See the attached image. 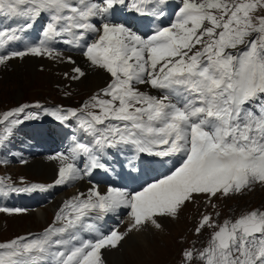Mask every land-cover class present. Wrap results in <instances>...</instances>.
I'll return each instance as SVG.
<instances>
[{
	"label": "snow or ice",
	"instance_id": "1",
	"mask_svg": "<svg viewBox=\"0 0 264 264\" xmlns=\"http://www.w3.org/2000/svg\"><path fill=\"white\" fill-rule=\"evenodd\" d=\"M4 20L0 66L48 58L71 64L65 78L80 80L86 72L57 47L62 43L109 79L79 108L37 102L0 114V141L38 118L30 109L61 123L75 119L89 138L73 134L67 150L50 157L59 162L53 184L17 187L0 179V195L108 172L109 157L123 155L129 175L142 171L144 154L176 160L138 189L92 185L78 192L41 233L0 241V264H104L102 249L134 232L162 231L163 220L179 219L189 205L215 210L216 201L264 189V0H0ZM37 24L40 38L11 47ZM121 208L129 210L124 231L103 230L98 222ZM220 215L199 211L194 233L207 229L208 238L183 248L181 264H264V205L222 222Z\"/></svg>",
	"mask_w": 264,
	"mask_h": 264
},
{
	"label": "rangeland",
	"instance_id": "2",
	"mask_svg": "<svg viewBox=\"0 0 264 264\" xmlns=\"http://www.w3.org/2000/svg\"><path fill=\"white\" fill-rule=\"evenodd\" d=\"M35 26L40 29L39 24ZM27 35L28 34L26 33L25 36L27 37ZM74 56L76 57L72 58L76 61V63L79 62L77 65L87 72L85 69V64L80 62L81 59L85 60V58L77 54H74ZM43 59L53 61L48 58ZM64 65L70 66L69 70H62L61 68L50 70L40 65L36 69L38 75L34 78L31 77L32 79L30 78L28 82L25 81L26 79L22 80L23 84L20 86H16L14 83L10 84L11 79H7L8 83L5 82L3 80V75L1 74L5 72L11 73L12 68L10 66H0V114H2L4 111L15 108L20 104H35L37 102H39L43 108L48 109H53V107L56 105L63 107L66 105H73V108H79L94 92L104 87L105 83L109 79L108 74L102 71L104 73L103 82L98 83L100 84L99 87L93 90V87H87V83L82 80H76V82L65 78L64 74L62 73H65V71L70 72L72 65L68 64L67 62H64ZM97 71L101 70H96V72ZM30 75L25 73L24 76L29 78ZM41 78H43V83L36 84L39 81L38 79H40V81L42 80ZM144 90L150 91V89L147 88ZM153 91L154 90H152V92ZM30 111H38V118L25 120L21 125L14 128L13 134L11 136H9L4 141H0V179L5 180L6 183L14 184V186L17 187H23L24 184L32 183H40L44 185L53 184L51 176L40 173V170L35 172L30 166H28L29 161L50 158L57 153L66 151L72 143L71 139L73 134H75L80 139L88 140L86 136H83L81 133L74 130V124H77L75 119H72L70 123H64L71 130H74L73 133H69V135H67L66 133L61 132L63 126L60 121L55 119V117L44 113L42 110L30 109ZM41 114H45V120L47 122L55 124V126L48 125L47 128H45L44 133H42L38 128L31 127L33 124H37L35 121L39 120ZM2 131L3 126L0 125V132ZM51 131H55L56 134L53 135ZM35 132L44 134V139L48 143L47 149H49L50 153H37L38 149L34 143L35 140H28L26 138V136L30 138V136H33ZM64 136L67 138V140H69V146L59 142V137ZM25 138L28 141L27 144H23V140H25ZM121 157L124 156L121 155L117 159L109 157V160L115 166L116 161ZM152 160L153 162L156 161L155 158H152ZM142 165L145 167L149 166L146 165V163H143ZM80 167H83V162H80ZM21 181H23L24 184H22ZM74 191H77L74 183H69L60 186V188L53 186L45 191H35L33 193L24 194H15L9 191L6 195H0L3 196V199L0 200V207L21 209L14 203V196L18 195L21 197H26L33 195V198L35 197L36 200H39V205L37 207H41L44 209V211L46 205L49 206L54 203L58 197L61 198L57 204V207L53 209L54 211H51L52 208L47 210V221L44 226H38L39 224L33 221V215L30 212H33L34 209H30L31 211L22 209L20 213L11 214L8 212H0V241H7L16 236L26 235L28 233H41L45 227L53 222L54 215L64 203V199L69 200L72 198V192ZM69 192H71L70 195H66L69 194ZM9 201L13 202V206L6 204L9 203ZM216 203L218 207L215 210H213L211 207L198 210L192 205H189L178 220H163L164 228L162 231H148L143 234L144 236L134 235V241L132 239H125L121 242L120 246L111 252L115 253V258L110 256L111 253L104 254V249H102L101 253L104 264H114V261L116 262L115 264H181V251L183 248L188 247L193 241L197 242L198 247H202L208 238L209 231L207 229L204 230V234L199 237L194 233V224L196 220H198L199 211L213 212V214L215 211H219L221 213L219 217L221 222L229 217L235 218L239 216L241 211L244 209H252L264 205V189L256 188L253 192L244 196L243 198L216 201ZM55 204L56 203L53 205L55 206ZM127 213L128 211L123 209L117 216H112L111 220L114 222L107 221V229L118 227V225L123 223L126 217H128ZM30 221L32 222L30 223ZM29 226L32 227V232H28ZM182 240H186L187 243H181ZM130 261L134 263H131Z\"/></svg>",
	"mask_w": 264,
	"mask_h": 264
},
{
	"label": "bare ground",
	"instance_id": "3",
	"mask_svg": "<svg viewBox=\"0 0 264 264\" xmlns=\"http://www.w3.org/2000/svg\"><path fill=\"white\" fill-rule=\"evenodd\" d=\"M170 3L173 6H175V4L178 3V0H170ZM8 23H9V21L4 20L2 23H0L1 28L6 27ZM13 26H14V24H13ZM57 47L65 55H68V54H66V48H67L66 45H63L62 43H60V44L57 45ZM9 62L10 63H9L8 66H10L12 68V72L11 73H9V72L6 73L5 72V73H3L1 75H3V80L5 82L8 81L7 79H11L10 80V82H11L10 84L14 83L16 86H20L21 84H23L22 83L23 82L22 80H25L26 79L25 81L28 82L31 77L34 78L35 76H37L38 74L36 72V69L40 65L42 67H44L46 69H50V70L51 69H58V68H61L62 70H69V67H70V66L64 65V62H60V61H49V60H46V59H43V58L31 57V56L25 57L23 60L13 59V60H11ZM80 62H83L85 64V69L87 71L86 72V76H85L86 78L83 77L80 80H82L85 83H87V85H86L87 87H91V88L93 87L92 88L93 90L94 89H97V87H99V85H100L98 83H102L103 82L104 73L102 71H97L96 72V70L90 68L89 65L86 63V61L83 60V59H81ZM77 63H79V62H77ZM2 67H4V66H2ZM57 71H59V70H57ZM57 71H55V72H57ZM25 73L28 74V75L31 74L29 76V78L24 76ZM52 73H53V71H52ZM62 74H64V73H62ZM41 79H42L41 81H40V79H38L39 81L36 84L43 83L42 82L43 81V78H41ZM0 87H1V84H0ZM150 91H152V90H150ZM153 94H155V90L153 91ZM36 134L38 135V133H36ZM36 144L39 145V150H42V145H45V142H43L41 144L40 140L38 139L36 141ZM156 158H157V161L156 162H158V160L161 159L162 157H156ZM164 159L165 160H170L171 158H164ZM119 161H122V158L118 159L117 165L115 167L113 166V163H111L112 170H110L108 172H105L103 170H95L90 176H85L82 180L73 181L74 182V185H75V188H76L77 191L72 192L73 193L72 196H75L78 192H87V189L89 187H91L92 185H97L100 188L101 191H106L107 187L110 186V185L113 186V187L125 188L126 190L131 191V190H133V187L136 186L135 183H134V180L135 179H138V187H140V185L142 183H144L146 180H148V179L151 180L152 179V175L150 174L151 173V169L150 168L144 169L145 171L142 169V171L140 173H136L135 175H126V174H123L122 169L119 170V167H120ZM174 162H175V160L171 164H168V162H167L163 173L167 172L168 169L172 167V164ZM12 165H14V164H12ZM151 165H154L155 166V164H152V162H151ZM28 166H30L35 172L37 170H40V173L45 174V175H48V176H51V180L54 182V180L57 177V169L59 167V162L56 161V160H52L50 158L36 159V160L29 161V165ZM60 186H62V185H60ZM70 193L71 192H69V194H66V195H70ZM22 200L24 201V198H21L20 200H16L15 203L20 204ZM60 200H61L60 197H58L56 199V201L54 202V203H56L55 206L53 205L54 203H52L49 206L46 205L45 211L42 208H36V210H34L33 212H30L33 215V217H32L33 218V221L35 223L39 224L38 226H40V225H43L44 226L46 224V221H47V215H48L47 214L48 213L47 210H50V208H52L51 209V211H52L55 207H57V204H58V202ZM64 200L66 201V199H64ZM31 202L32 201L30 199V203ZM21 206H23V205H21ZM123 209L124 208H121L117 213L109 214L108 216H106L102 220H100L99 223H101L102 225H104L105 224L104 223V220H105L106 223H107V221L114 222L113 220H111V217L112 216L113 217L117 216ZM124 210L125 211H129L128 209H124ZM176 220H178V219H176ZM31 222L32 221H30V223ZM128 222H129V217H126V219H125V221L123 223H120L118 225V227H114V228H118L119 231H124L125 226L127 225ZM30 223H29V225H30ZM31 228L32 227L29 226V229H28L29 231L28 232H32ZM151 231L152 232H156L155 230H151ZM145 232H148V231H145ZM145 232H141L140 234L134 232V233L130 234L128 237H126L125 239H127V240L128 239H132L134 241L135 240V236L134 235H136V236L137 235L144 236L143 234H145ZM113 251H114V249H104V254L105 253H111ZM114 255H115V253H111L110 256H112L113 258H115ZM130 262L131 263H134L132 261H130ZM113 263L115 264L116 262L114 261Z\"/></svg>",
	"mask_w": 264,
	"mask_h": 264
}]
</instances>
